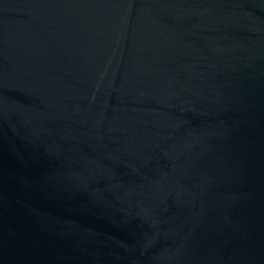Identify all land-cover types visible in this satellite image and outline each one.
<instances>
[{"label":"water","instance_id":"95a60500","mask_svg":"<svg viewBox=\"0 0 264 264\" xmlns=\"http://www.w3.org/2000/svg\"><path fill=\"white\" fill-rule=\"evenodd\" d=\"M0 264H264V0H0Z\"/></svg>","mask_w":264,"mask_h":264}]
</instances>
